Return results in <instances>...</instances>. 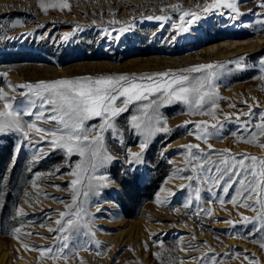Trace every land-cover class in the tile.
<instances>
[{
	"label": "rangeland",
	"instance_id": "obj_1",
	"mask_svg": "<svg viewBox=\"0 0 264 264\" xmlns=\"http://www.w3.org/2000/svg\"><path fill=\"white\" fill-rule=\"evenodd\" d=\"M61 2L44 0L45 4ZM66 2L69 8L49 7L45 12L39 0H0V89L12 104L11 110L21 113L22 121H34L53 131L62 128L54 121L45 122L44 118L54 114L51 105H45L41 120L23 114L26 108L40 111L41 99L19 85L40 81L124 75L152 76V81L134 82L163 84L176 74L187 75L183 86L192 87L211 71L215 76L210 83L205 79L203 91L215 95L205 97L197 107L194 94L191 102L175 98L168 102L161 89L146 93L147 99L131 102L127 111L111 118L114 128L105 130L103 136L114 159L95 173L110 178L103 187H96V181L89 187L90 169L73 186L76 177L70 173L85 158L75 151L69 155L66 149L53 148L51 136L30 130L28 139L33 142L29 143L20 132L0 135V264H249V260L264 264V229L261 220L255 219L261 207L256 193L244 199L249 195L244 187L253 177L239 167L233 171L240 175L225 174L226 166L219 163L225 156L264 159V147L259 146L264 145V134L257 127L264 113L262 0L239 3V16L231 11L229 16L226 9L204 12L211 0ZM186 11L200 18L186 16L182 21ZM158 16L167 19H155ZM182 23L188 30H180ZM204 64L214 67L184 71ZM165 72L170 75H156ZM123 100L119 98L116 106L123 107ZM5 101H0V109ZM150 103L153 131L138 134L131 117L147 122L143 109ZM250 111L251 115L243 114ZM202 121L206 124L197 128ZM101 123L100 117H94L85 126L98 128ZM165 126L168 132L155 131ZM253 136L254 142H245ZM144 141L147 147L141 161L126 163L129 150L140 152ZM18 143L21 148L16 153ZM184 145L199 148L190 154ZM187 176L194 179L189 181ZM151 178L156 183L153 191L138 195L135 191ZM240 180H245V186ZM74 187L78 196L72 206ZM157 196L162 203L156 202ZM233 197L235 205L230 202ZM245 203L250 207L242 206ZM79 207L85 209L80 230L60 253L57 237L62 234L50 229L59 227L55 223L62 219L59 213L75 212ZM243 217L251 222H244ZM17 228L19 233L14 231ZM49 248L51 253L41 256L40 250Z\"/></svg>",
	"mask_w": 264,
	"mask_h": 264
},
{
	"label": "snow or ice",
	"instance_id": "obj_2",
	"mask_svg": "<svg viewBox=\"0 0 264 264\" xmlns=\"http://www.w3.org/2000/svg\"><path fill=\"white\" fill-rule=\"evenodd\" d=\"M39 6L43 11L47 12L49 7H57L59 6L61 9L69 8L70 5L66 2V0H62L58 5L55 3L45 4L44 0H39ZM261 7H264V0H262ZM227 8L236 16L241 15L237 6V0H212V3L207 4L204 8V12H210L213 9ZM192 17L194 19H199V15L190 11H186L180 17L183 21L184 17ZM148 19H152L149 17ZM157 20H165L167 17L158 16L155 17ZM191 23V20L188 21ZM175 27V25H174ZM181 31L188 30L185 28L184 24L180 25ZM120 32L125 31V29H120ZM67 35L65 39H67ZM119 37H116L118 39ZM214 65L212 64H204L192 67L190 69H185L186 72H202L205 69H212ZM160 77H167L170 73H159L156 74ZM173 78L166 83H135L136 79L148 80L152 81V76L147 77H132L129 78L124 75H120L117 77H99V78H76L72 80L62 79L56 80L52 82H44L40 81L39 83L33 84H23L19 85L20 88H27L29 91H34L35 95L40 97V111L33 113L30 108H26L24 110V115L32 116L35 115L36 120H41L44 118V108L45 105H51L50 111L54 113L53 115L44 118L45 122L54 121L58 125H62V128H58L57 130H48L39 127L34 121H22L21 113L19 111H13L12 104L5 101L6 93L0 89V101L4 102L3 109H0V135L12 133V132H20L25 140H28L29 143H32V140H29V131L34 130L37 134L43 133L44 136H51L52 140L49 142L53 148H62L66 149L67 153L71 155L74 151L77 152L82 158L81 163L76 165L77 171L70 173L74 175L76 179L71 181L73 186L79 184L84 177L85 174L91 170V175H89V187H93L92 181H96V187H103L106 183L110 182V178L106 175H96L98 169L106 167L109 163H111L114 159L112 155H110L104 145V136L103 132L109 128H114V124L111 122V118L116 117L119 113L127 111V106L133 102L142 99H147L146 93H156L161 89L167 94L168 102H171L173 98L176 100H184L185 102H191L190 97L194 94L197 99L195 100V104L197 107H200L205 97H210L211 95H215V93H209L207 91H203L205 87V79L210 83L211 78L215 76V73L209 71L207 78H200L196 85L192 87H185L184 82L189 80L187 75H176L171 74ZM264 78V77H261ZM124 82V83H122ZM176 85L177 87H173ZM46 93V95H45ZM23 95V94H22ZM123 97V107L116 106V101ZM152 103H155L154 101ZM32 107H35V102H31ZM151 107V103L144 105L143 113L145 119H141L137 116H132V127L137 131L138 134H144L146 131L149 135L153 131L152 120L153 116L148 114V109ZM251 108V106H250ZM244 115H251V111L249 113H243ZM261 124L257 127L261 129V133L264 134V113H261ZM94 117H100L102 119V123L98 128L86 127L85 121H88ZM215 118V117H213ZM156 123H160V118L155 117ZM201 124H206V122H200L197 124V128L201 127ZM215 127V125H212ZM93 131H95V135H93ZM155 131H164L168 132L169 129L165 126L162 128H155ZM206 135H211V133H206ZM43 137H41V140ZM197 139H202V137L197 136ZM242 139V138H241ZM255 141V136L251 139H248L245 142L252 143ZM40 142V141H36ZM260 147H264V145H259ZM141 151L140 152H131L129 150L128 156L126 158V163L133 164L139 163L141 161V154L147 147V142H141L139 145ZM183 147L187 148L189 153L191 154V149L199 148V145H184ZM211 149V145L208 146ZM21 145L18 143L14 149L16 153H19ZM225 152L229 150H224ZM231 161V164H230ZM245 161H250V164H245ZM13 163H15V157L13 158ZM220 164L225 165V174L231 173L232 175H240V172L233 171L237 167L243 170L244 173L249 174L253 177L252 180L247 181V185L245 186V180H240L239 183L244 187V191L249 192V195L244 197L245 200L252 199V193H256L257 199L256 203L261 207V213L255 219L261 220V229H264V198H261V193H264V159H259L255 156L242 155V158L237 160L235 156L227 157L225 156ZM250 169V171H249ZM217 172H221V169L217 167ZM185 179L191 181L194 179L193 176L184 177ZM223 179V175L216 178V182ZM231 185L224 187L223 191L226 194L228 192V188ZM181 187H184L181 185ZM237 194L240 195V190H237ZM87 195V193H85ZM78 196V191L74 187V194L72 196L73 205H76ZM197 200L199 197V190H197ZM157 203H162L159 196L156 199ZM223 204L225 201L221 198L219 201ZM234 205L237 203L235 197L230 201ZM69 206V207H72ZM189 204H185L184 207H188ZM244 207H250L248 204H242ZM255 211V209H252ZM209 211V210H204ZM22 212V210H21ZM85 214V209L83 207L77 208L75 212H61L59 213L61 220H57L55 223L59 226L57 229H50V231H57L62 234V236H58L57 240L61 241V246L58 248V252L63 253V250L69 247L68 241L73 233H77L81 227V221L83 219V215ZM67 217V219H64ZM243 221L248 223L251 222L248 217H243ZM226 223L232 224V221H226ZM83 226L85 228L88 227L87 223H84ZM16 233L20 232V229L17 228L14 230ZM91 236H95V233H90ZM85 235H89V233H85ZM97 247H99V242L96 241ZM24 248H28L27 244L23 245ZM261 247L264 248V242L261 243ZM147 248V245H145ZM52 249H41V256H45L46 253H51ZM157 257L159 253H156ZM55 258V257H53ZM67 256L64 257L67 260ZM245 259H249L245 256ZM249 264H258L256 261L249 260Z\"/></svg>",
	"mask_w": 264,
	"mask_h": 264
},
{
	"label": "trees",
	"instance_id": "obj_3",
	"mask_svg": "<svg viewBox=\"0 0 264 264\" xmlns=\"http://www.w3.org/2000/svg\"><path fill=\"white\" fill-rule=\"evenodd\" d=\"M156 183L155 180L152 178L150 180L145 181L138 189L135 191L138 195H141L143 193L150 194L153 189L155 188ZM128 213L127 211H125Z\"/></svg>",
	"mask_w": 264,
	"mask_h": 264
},
{
	"label": "water",
	"instance_id": "obj_4",
	"mask_svg": "<svg viewBox=\"0 0 264 264\" xmlns=\"http://www.w3.org/2000/svg\"><path fill=\"white\" fill-rule=\"evenodd\" d=\"M241 2V0H237V6H239V3ZM211 3H212V0H211ZM220 9H226V10H229V9H227V8H220ZM220 9H213L212 11H214V10H220Z\"/></svg>",
	"mask_w": 264,
	"mask_h": 264
},
{
	"label": "bare ground",
	"instance_id": "obj_5",
	"mask_svg": "<svg viewBox=\"0 0 264 264\" xmlns=\"http://www.w3.org/2000/svg\"><path fill=\"white\" fill-rule=\"evenodd\" d=\"M244 0H241V2L240 3H242ZM226 11V13H229V11L230 10H225ZM227 15V14H226ZM231 15V13H229V16Z\"/></svg>",
	"mask_w": 264,
	"mask_h": 264
}]
</instances>
